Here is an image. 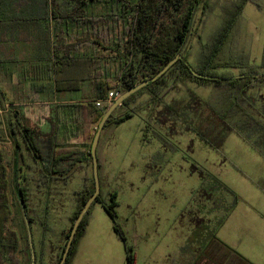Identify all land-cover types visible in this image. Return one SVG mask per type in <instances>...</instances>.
Here are the masks:
<instances>
[{
	"label": "trees",
	"instance_id": "16d2710c",
	"mask_svg": "<svg viewBox=\"0 0 264 264\" xmlns=\"http://www.w3.org/2000/svg\"><path fill=\"white\" fill-rule=\"evenodd\" d=\"M246 2L248 0L239 2L213 43L203 46L200 64L196 68L190 62L185 46L198 11L201 9L206 13L208 9L207 0H0V48L4 46L7 49L9 43L29 42L31 52L27 64L34 73V80L53 78L59 90L82 91L88 86L91 90L79 102L57 105L54 114L44 119L49 125L47 131L30 114L29 106H12L7 127L17 148L20 171L19 140L44 172L51 175L66 177L86 156L90 162L93 161V141L110 107H98L97 101L105 100L112 90L123 94L156 77L172 61L174 63L154 82L127 98L104 128L110 123L120 124L136 114L133 104L137 94L138 97L149 94L154 105L161 103L177 80H188L201 86L226 87L225 100L232 95V108L243 110V102L248 106L249 93L264 85V48L259 64L238 60L232 50ZM4 60L0 58V66L3 62H14V58L7 54ZM235 69L239 70L238 74L234 73ZM205 104L211 106L207 102ZM166 107L173 108V105L166 104ZM183 108L181 117L187 122L191 101ZM219 110H216L213 118L224 122L227 129L232 128L223 120L224 116ZM166 112L172 114L171 109ZM201 117L202 114H199L193 131L212 148L221 151L216 137H211L205 130ZM157 136L169 145L164 136ZM78 139L87 142V151L74 143ZM9 186L8 169L0 149V264H17L15 255L20 250V237L9 227L12 220ZM94 193L93 178L92 188L79 200L72 218L73 225ZM17 197L20 204L26 207L22 189L21 192L18 189ZM237 202L236 198L228 213L233 211ZM94 203H99L111 217L114 231L124 243L126 264H136L135 250L118 224L117 194L112 193L105 199L100 192ZM90 209L79 225L65 264L71 263L78 243L85 234ZM226 216L221 218L212 233L209 228L205 229L208 239L199 255L205 264H217L213 256L224 247L217 237V228L224 223ZM28 220L32 222L30 217ZM71 231L72 228L64 233L66 239L70 238ZM229 251L231 255L226 264H249L231 249ZM31 261L33 263V258Z\"/></svg>",
	"mask_w": 264,
	"mask_h": 264
},
{
	"label": "rangeland",
	"instance_id": "374dc122",
	"mask_svg": "<svg viewBox=\"0 0 264 264\" xmlns=\"http://www.w3.org/2000/svg\"><path fill=\"white\" fill-rule=\"evenodd\" d=\"M207 1L208 9L206 13H203L201 9L198 11L185 46L189 60L196 68L200 64L203 46L213 43L224 22L231 17L239 2L243 0ZM14 46L18 49L17 56L11 54V51L15 50ZM14 46L9 44L6 50L7 56L14 57L17 62L16 66H10L11 74L6 75L5 70L0 67V149L4 154L10 180L12 220L9 227L20 237V250L15 255V260L17 264H34L35 261L36 264H57L62 259L63 250L66 249L69 241L64 237V233L73 229L74 226L72 218L79 206V200L75 210L71 209L70 201L73 198V191L79 187L81 181L80 177H76L67 187L59 186L55 190H48L44 189L43 174L35 172V175L29 176L26 171L20 172L19 157L15 156L13 144H9L12 138L7 127L8 120L13 105L21 100L25 103L34 101V98H30L31 95L38 98L35 96L38 82L34 81V73L27 64L31 44L24 42ZM263 48L264 0H248L240 16L232 50L238 60L259 64ZM25 70L26 74H23ZM234 73L238 74L239 70L235 69ZM174 84L171 90L168 89L166 104L172 103L173 107L180 111L191 101L193 106V109H190L191 116L194 115L196 118L202 114L205 129L212 124L211 120H213L212 116L210 120L211 113L205 103H210L214 109L224 106V102L225 105L228 103V100L223 102V92L227 89L226 87L201 86L188 80H177ZM261 88L264 90V85ZM138 95L135 99L145 97L143 96L145 94H140L139 97ZM174 98L176 100L173 102ZM249 105L253 106V103L249 102ZM250 112L252 119H258L256 112L253 110ZM138 113L139 117L147 123V110L139 109ZM235 120L227 121L234 131L229 134L221 151L196 140V136L186 130L183 123L182 134H179L175 140L178 144H174V149L169 154L174 157V161L165 172L166 187H163V183L159 186L157 182L153 184L148 179L153 189H149L150 186L147 187V181L143 178L145 175L142 174L144 165L142 157L149 156V153L148 149L141 147L139 134L132 126H129L130 124L114 127L120 142L116 148L118 149L116 156L123 161L122 159L114 160L112 163L111 172L114 177L110 180L108 187L117 194L118 224L123 229L128 243L135 250L136 264H177L182 252L193 244L192 240L197 243L194 236H191L197 227L196 222L202 221L203 227L208 226L212 231L223 215L227 214V208L236 198L239 199L236 194L225 197L223 193L224 202L216 203L215 201L211 205L207 196L214 193L212 198L214 200L217 195L220 196V193L216 192L220 185H223L225 190L230 188L228 190L235 192L240 188L237 176L253 177L262 173L264 169L260 164L255 163L254 153L243 147L241 138L250 134L242 125L243 118L239 117ZM215 121L218 120L215 118ZM237 132H241L242 135H238ZM189 137L194 139V145L191 148L189 141H185ZM104 138L105 135L101 137L99 153L102 152ZM27 162L28 167L34 170L37 162L29 159ZM193 165L201 172L194 173ZM119 167H124L122 173L116 171ZM201 173L204 177H201ZM100 185L104 198L107 183L102 180ZM18 189L19 192L22 189L25 193L27 218L32 219L31 223L27 219L31 234H29L22 205L17 197ZM158 190L159 199L149 193ZM167 203H170L171 207L165 210V207L161 205ZM201 205H205V210ZM32 252L36 259L33 263ZM227 260V258L223 259L220 253L213 256V261L217 264H226ZM201 263L205 264L200 260L198 264ZM70 264H126L124 243L114 231L111 217L99 203H94L90 209L88 226Z\"/></svg>",
	"mask_w": 264,
	"mask_h": 264
},
{
	"label": "crops",
	"instance_id": "0c3cea01",
	"mask_svg": "<svg viewBox=\"0 0 264 264\" xmlns=\"http://www.w3.org/2000/svg\"><path fill=\"white\" fill-rule=\"evenodd\" d=\"M9 44H13V46L18 45L16 43ZM6 47L8 49L9 45H6ZM13 48L15 50L11 51V54H15L17 56L18 49H16L15 46ZM7 49L4 48V46L0 48V58H2L3 61H6L4 59L5 55L7 54ZM16 63L17 62L14 59V62L12 64L3 62V65H1L0 67L5 70L4 72H6V75H10V66H16ZM36 81L38 82V87L36 89L35 96H37L38 98H35L33 97V95H31L30 98H34V101L30 100L29 103H25L21 100L19 103H16V105H21L22 107L29 106L30 114L35 118L36 121H40L42 129L46 131L49 130V125L45 123L44 119L54 114L57 105L79 102L83 97L88 96L91 91L89 86L85 87L82 91L59 90L56 85L55 79L53 78H51L50 80ZM256 91L257 93H255ZM225 92L227 94V90L223 92V102L226 101ZM143 96H145L143 97V99H137L133 104L134 109H136V114L133 115V117L120 124L110 123L102 130L97 147V156L100 182H102L103 180L105 183H107V190L103 194L104 198L106 199H108L109 196L113 193L110 190V187H108L110 180H112L114 177L113 173L111 172L112 163H114V160L120 161L122 159H119V157L116 156V151L118 150L116 148L120 142L118 141L114 127L117 128L121 125L130 124L129 126H132L140 136L141 147L145 150L148 149L149 156L142 157V160L144 162L142 174L145 175L143 178L147 181V187L149 188L150 186L149 189L153 188L152 185L149 184L148 179H150L153 184L157 182L158 186L160 185V183H165V172H167L168 167L170 168L172 166V161H174V157L169 154L171 151H173L172 149H174V144H178L175 140L179 134H182L181 129H183V123L184 128L192 133L193 136H196V140L198 139L205 145L212 148L210 145L200 139L193 131L192 128L196 123H198V119L197 117L194 118V115L193 117L191 116L192 110L191 112L189 111V121L186 122L181 117V110H177L176 107H166V98H164L161 103L153 105L152 99L149 98V94L145 93V95ZM249 97L250 100L248 101L253 103V106L249 105V103L247 106V104L243 102V110H240L236 107L234 109L232 108V101L234 100L232 95L229 96L228 103L226 105L224 102V106H222L221 108L217 107V109H220L219 113L224 116L223 120L225 121L231 119L236 121L235 119H239V117L243 118L242 121H244V124L242 125L250 133L247 137L241 138L244 145L243 147L245 149H250V151L254 153V161H256L255 163L260 164L264 169V90H262L261 87L258 90H253L249 93ZM175 100L176 99L174 98L173 102ZM170 104L172 103H168V105ZM208 104L210 105V103ZM191 108L193 109L192 105ZM139 109L147 110V123L145 122V120L139 117ZM167 109H171L172 114L169 112L167 114ZM208 109L211 113L210 116H212V119L214 120L215 118H213V116L217 109L214 110L212 105L208 106ZM251 110L256 112V116L258 117V119H252V113L250 112ZM213 120H211L212 124L209 127L207 126L206 128L208 130L207 133H209L211 137H216L215 139L217 140L218 144L221 145L222 150L224 144H226L228 140L229 134L234 130L233 128L227 129L226 124L222 121L218 122ZM237 122L239 123L240 121L238 120ZM238 123H236V125H238ZM237 133L238 135H242L241 132ZM103 135H105V138L104 145L101 150L103 152L102 154V152L99 153V146L101 137ZM157 135L164 136L169 141V145L167 146L165 143L159 140ZM192 137H189L185 140L187 142L189 141L188 143L190 144V148L194 145V139H192ZM19 142L21 144L20 162L22 164L20 172L22 173L26 171L29 173V176L33 174L35 175V172L36 174H43L42 176H44L45 178L43 181L44 189L55 190L59 186L67 187L69 184L73 183L76 177H80L81 183L79 187L73 191V198L70 201L71 209L75 210L78 205V200H80L82 195L86 194L92 188V180L94 178L93 161L90 162L88 160V157L86 156L84 161L77 164L66 177L51 175L50 173L44 172L42 166L38 162L37 165L34 166V170H32L31 167H28L27 159H29L30 161L34 159L22 140H19ZM74 143L80 144L81 149L87 151V142L85 143L82 139H78L75 140ZM9 144H13L12 141H10ZM13 147L15 156L16 158H18L17 148H15L14 145ZM180 156L182 159V154ZM123 170L124 167H119L116 171L122 173ZM192 170H194V173L196 171H200V169H198L194 165L192 166ZM200 175L201 177H204L203 173H201ZM237 182L240 188L235 192L232 189V191L228 190L230 188L225 190L224 186L220 185V188L218 186V188L216 189V192L220 193V196L217 195L215 200L212 199L214 197V193L207 196V199L211 201V205L215 203V201L216 203L224 202V197L222 196L223 193L225 197L232 196L234 194L239 196L238 202L235 205L233 211L231 213L227 212L226 220H224V223L217 228V237L220 243L224 245V247L220 249V255L223 259H228V257L231 255L229 249H231L232 251H234V253H237L240 257L248 261L249 264H264V170L261 174H257L253 177L247 175L237 176ZM163 187L165 188L166 185L164 184ZM158 192L159 190L150 191L149 193H152L153 195H155L156 199H159L157 196ZM225 200L229 201V199ZM205 205H201V207L204 209ZM161 206H164L165 210L171 207L170 203ZM228 209L229 207L226 211H228ZM224 216L225 215H223L222 218H224ZM201 222L202 221L196 222L197 227H195V232L191 235L194 236V238L197 240V243L192 240L193 244H191L188 248L185 249L184 252H182L181 258L177 264H198V262L200 261V251H203L205 249L204 242L208 239V234L205 229L209 228L208 226L203 227L204 223ZM225 247H227L228 249H225ZM188 249L191 250L189 254H187L189 252Z\"/></svg>",
	"mask_w": 264,
	"mask_h": 264
},
{
	"label": "water",
	"instance_id": "95a60500",
	"mask_svg": "<svg viewBox=\"0 0 264 264\" xmlns=\"http://www.w3.org/2000/svg\"><path fill=\"white\" fill-rule=\"evenodd\" d=\"M174 63V61H172L169 66H167L165 69H163L159 75H157L156 77L147 80L139 85H137L136 87L130 89L129 91L123 93L110 107L109 109L106 111L102 121L99 124V128L98 131L95 135L94 141H93V145H92V157H93V171H94V181H95V193L90 197V199L86 202L85 207L83 208L82 212L80 213L79 217L77 218L76 222L74 223L69 241L67 243L66 249L64 251L63 257L60 261L59 264H65L67 257L69 255V252L71 250V247L73 245V241L75 238V234L79 228L80 223L82 222V220L84 219V217L86 216L87 212L89 211V209L91 208L92 204L95 202V200L97 199V197L99 196L100 192H101V185H100V176H99V164H98V156H97V147L99 144V140H100V136L102 133V130L106 124V122L108 121V119L111 117V115L116 111V109L118 107H120L121 105H123L124 101L129 98L130 96H132L133 94H135L136 92H138L139 90H141L142 88H144L145 86H147L148 84L154 82L160 75H162L172 64ZM22 210H23V214L25 216V220H26V224L28 227V231L29 234H31V229H30V224L28 222V218H27V212L25 207L22 206ZM33 253V252H32ZM33 257V262H34V253L32 255Z\"/></svg>",
	"mask_w": 264,
	"mask_h": 264
},
{
	"label": "built area",
	"instance_id": "2783aa9c",
	"mask_svg": "<svg viewBox=\"0 0 264 264\" xmlns=\"http://www.w3.org/2000/svg\"><path fill=\"white\" fill-rule=\"evenodd\" d=\"M122 93L117 90H112L108 93L105 100L97 101L98 107H103L104 105L111 106L120 96Z\"/></svg>",
	"mask_w": 264,
	"mask_h": 264
}]
</instances>
